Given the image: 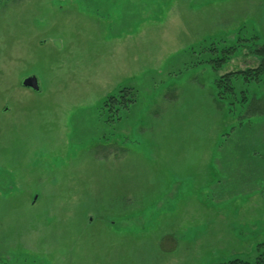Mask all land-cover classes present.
<instances>
[{
    "label": "rangeland",
    "instance_id": "obj_1",
    "mask_svg": "<svg viewBox=\"0 0 264 264\" xmlns=\"http://www.w3.org/2000/svg\"><path fill=\"white\" fill-rule=\"evenodd\" d=\"M255 36L264 0H0V264L254 260L264 78L261 111L214 80L260 59L245 44L214 69L209 47ZM125 85L137 104L108 117Z\"/></svg>",
    "mask_w": 264,
    "mask_h": 264
},
{
    "label": "trees",
    "instance_id": "obj_2",
    "mask_svg": "<svg viewBox=\"0 0 264 264\" xmlns=\"http://www.w3.org/2000/svg\"><path fill=\"white\" fill-rule=\"evenodd\" d=\"M256 37L257 36L250 37L245 40H242L240 37L236 44L224 45L222 48L219 47V41L212 42L211 47H209V50L212 52L209 61L214 69H219L223 64L229 61L236 53L237 49L239 47H244L245 44H247V46L251 48V51L260 59V63L255 67L229 71L215 78L214 88L217 94V101L219 103L223 101L222 103L224 104L226 102L227 105H229L230 111H235V106H245L246 104H248L250 108H254L255 111H261L262 109L261 106L256 107L254 105L255 99L252 101L250 100L248 89V86L251 85V83L254 84L264 78V42L258 44L254 41ZM247 40L254 41V45ZM137 100L138 94L136 93L135 88L130 85H125L116 92L107 95L102 101L100 108L109 111V114L107 115L108 117L116 115L118 118H121L123 111L128 113L131 112V106L136 105ZM263 247L264 242L257 245V255L254 260L235 257L226 261H220L217 264H264Z\"/></svg>",
    "mask_w": 264,
    "mask_h": 264
},
{
    "label": "water",
    "instance_id": "obj_3",
    "mask_svg": "<svg viewBox=\"0 0 264 264\" xmlns=\"http://www.w3.org/2000/svg\"><path fill=\"white\" fill-rule=\"evenodd\" d=\"M22 84L24 86L32 88L34 90H39L40 89L38 78L35 75H31V76L26 77L23 80Z\"/></svg>",
    "mask_w": 264,
    "mask_h": 264
}]
</instances>
